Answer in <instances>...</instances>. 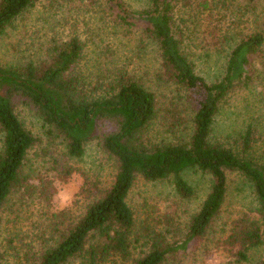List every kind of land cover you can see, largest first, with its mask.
Instances as JSON below:
<instances>
[{
    "label": "trees",
    "instance_id": "trees-1",
    "mask_svg": "<svg viewBox=\"0 0 264 264\" xmlns=\"http://www.w3.org/2000/svg\"><path fill=\"white\" fill-rule=\"evenodd\" d=\"M74 1L0 0V37L16 29L42 3L48 12L60 14ZM79 1L88 8H101L117 34L143 29L146 39L159 49L158 79L179 95L175 108L167 109L173 117L179 116L171 128L176 130L191 106V133L177 142L146 144L145 132L160 112L156 94L127 68L97 80L79 75L87 42L76 28L69 40L52 43V61L46 67L33 63L27 68L0 67V233L2 223L8 231L0 264H11L6 258L10 251L17 264H165L206 237L225 204L228 172L241 174L256 200V218L247 215L235 221L223 241L230 246L229 254L237 249L238 262L249 263L251 254L263 245L264 136L263 140L256 136L264 124L250 116L251 122L228 144L217 140V121L234 93L262 88L264 96V0ZM190 24L194 30L203 27L204 37L192 39ZM196 41L197 48L208 52L228 51L217 80L208 82L196 72L192 53ZM16 97L38 108L45 133L62 140L70 159L84 158L90 139H100L102 125H113L99 146L117 159V174L104 195L74 224L60 228L58 216L46 219L49 223H26L24 210L30 200L48 196V187L31 183L33 173H25L27 156L40 139L19 119ZM258 142L260 154L254 147ZM73 171L68 168L66 174ZM190 171L210 174L212 185L186 233L167 241L164 234L141 227L128 203L137 176L148 182L169 181L177 196L189 200L197 194L186 179Z\"/></svg>",
    "mask_w": 264,
    "mask_h": 264
},
{
    "label": "rangeland",
    "instance_id": "rangeland-1",
    "mask_svg": "<svg viewBox=\"0 0 264 264\" xmlns=\"http://www.w3.org/2000/svg\"><path fill=\"white\" fill-rule=\"evenodd\" d=\"M186 15L189 17L188 11ZM110 20L105 17L98 6L88 8L85 2L79 0L66 4L60 14H55L54 11L48 12L45 4L42 3L36 11L19 21L16 29H9L0 37V67L4 69L12 66L27 68L30 63L38 66L50 64L53 54L52 43L56 40H69L76 28L83 41L87 42L85 59L77 71L79 75H86L97 80L98 77L103 78L107 75L110 77L118 69L127 68L132 74L144 79L146 87L156 94L160 112L145 132L143 141L146 144L153 145L188 139L191 133V117L189 116L191 106L189 103V109L185 110L186 114H182V120L179 121L181 124L179 123L173 131L171 127L178 122L176 117L179 116L176 114V117H173L167 113V109L175 108L174 104L179 95L174 88L163 87V83L156 75L161 65L159 49L146 39L141 27L129 33L117 34ZM189 28L192 39L204 37L203 27L194 30V24H190ZM196 46H200L197 41L196 45L192 46L196 72L208 82L217 80L223 74L228 51L208 52ZM207 54H210L209 58ZM260 89L262 88L231 95L230 103L218 117L217 140L233 144L240 130L246 128V123L251 122L250 116L257 119V124L260 122L264 124V96L260 95ZM15 107L23 125L40 139V142L27 156L25 173L26 175L33 173L35 178L31 180V183L48 187V196H43L40 200L37 198L39 195H36L35 202L30 200V207L24 210L29 218L27 225L37 221L49 223L46 219L54 216H58L56 222L60 228L63 225L74 224L84 215L93 201L104 195L117 174V159L102 151L99 146V140L112 129V123L102 125L98 132L100 139H90L84 158L70 159L66 156L62 140L54 136L49 138L45 133L36 106L21 97H16ZM259 131L256 137L263 140L264 129ZM260 143L254 146L258 154L263 153ZM1 148L2 137L0 135ZM68 168L74 170L73 174L79 177V192L72 207L57 210L52 202L55 193L53 181L55 179L68 181L73 175L66 174ZM227 174L226 201L206 237L194 243L187 254L171 257L165 264H205L204 258L215 250H223L226 254V259L222 264H260L264 260L263 221L261 222L263 245L251 254L249 263L238 262L237 249L229 254L227 251L230 246L226 242L223 243L230 236L235 221L247 215L256 218L254 213L256 200L252 188L241 174L237 172ZM186 179L197 192L196 197L189 200L177 196L169 181L148 182L141 176H137L128 196V203L142 223L141 227L164 234L167 241L178 239L186 233L192 216L199 211L210 192L212 176L190 171ZM8 213H6L5 221ZM1 229L0 251L5 253L6 242L4 240L8 234L6 223H2ZM11 253L13 255L14 252L10 251L6 254L7 260L11 264H17Z\"/></svg>",
    "mask_w": 264,
    "mask_h": 264
},
{
    "label": "clouds",
    "instance_id": "clouds-1",
    "mask_svg": "<svg viewBox=\"0 0 264 264\" xmlns=\"http://www.w3.org/2000/svg\"><path fill=\"white\" fill-rule=\"evenodd\" d=\"M255 67L259 70L261 68L260 63L257 62ZM53 187L55 188V193L52 197L54 207L57 210L70 208L76 200L79 192V177L74 173L68 181L55 179L53 181ZM204 259L205 264H222L226 259V254L223 250H215Z\"/></svg>",
    "mask_w": 264,
    "mask_h": 264
}]
</instances>
